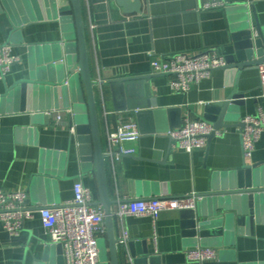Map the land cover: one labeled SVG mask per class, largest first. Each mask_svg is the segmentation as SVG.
I'll return each instance as SVG.
<instances>
[{"label": "crops", "instance_id": "crops-1", "mask_svg": "<svg viewBox=\"0 0 264 264\" xmlns=\"http://www.w3.org/2000/svg\"><path fill=\"white\" fill-rule=\"evenodd\" d=\"M128 2L133 4L132 0ZM139 2L141 12L137 13L125 12L117 0H81L103 150L107 133L119 123L133 120L139 126L135 111L115 109L128 97L119 94L117 86L112 90V81L146 76L147 96L155 101L156 108H180L182 120L202 118L206 104L226 99L235 88L244 97L232 119L223 120L227 125L207 138L204 148L188 152L174 145L167 132H153L141 133L136 142L123 143L134 148V154L119 160L106 156L109 193L116 202L113 211L119 202L131 198L220 190L244 163L264 162V129L252 154L245 157L239 126L240 118L256 114L258 108L264 115L258 64L216 68L183 92L171 89L168 75L152 73L151 68L152 60H167L175 53L193 56L206 50L237 62L236 44L243 38H234L236 29L232 26L239 19L231 20L225 8H201L203 0ZM24 3L21 0L28 20L15 30L7 12L0 11V45L10 43L12 53L19 57L0 79V189L24 191L31 217L24 219L18 235L9 234L0 220V264H67L63 249L60 254L46 234L40 209L72 199L76 180L91 190L94 202L98 200L97 182L92 171H81L77 141L69 131L71 115L65 113L58 121L54 112H45L73 104L67 82L55 88L19 84L11 96L1 95L5 86L18 80L37 78L43 73H62L68 78L70 73L65 60L66 41L54 16L57 0L55 7L52 3L36 7L30 0L29 7ZM250 19L264 28V0L252 1ZM73 41L69 39L68 43ZM56 54L61 57L56 58ZM260 194L254 195L251 207H245L246 213L235 210L232 203L229 209H221L216 197L198 199L202 214H220L221 220L225 213L230 214L231 228L219 236V245L213 246L218 254L214 259L198 262L187 258L186 250L195 246L196 239L183 234L185 217L180 210H163L155 218L114 216L115 235L118 238L126 231L127 242L134 241L136 257L143 256L144 247L147 255L158 256L153 264H264V198L261 200ZM240 205L242 209V202ZM119 258L121 264L132 259L127 243L119 245Z\"/></svg>", "mask_w": 264, "mask_h": 264}, {"label": "water", "instance_id": "water-1", "mask_svg": "<svg viewBox=\"0 0 264 264\" xmlns=\"http://www.w3.org/2000/svg\"><path fill=\"white\" fill-rule=\"evenodd\" d=\"M31 5L49 4L55 7V0H30ZM117 0L118 4L125 8V12L140 13L139 0ZM234 1V5L226 8L231 15V20H238L239 23L233 25L236 32L234 38H243L241 43L236 44L237 62L230 58L227 62V69L251 67L259 64L264 59V28L255 25L249 21L247 6L241 0ZM29 7V0H23ZM58 7L54 10V16L59 22L62 38L65 44V60L70 70L68 78H64L60 73L56 76H48L43 73L37 78L22 79L16 81L10 86H5L2 97L11 96V91L17 88L19 84H32L42 87H59L65 82L69 85L72 94L73 121L76 129V141L80 160L81 171L83 173L92 171L97 182L98 200L92 202L95 205H101L104 212L105 237L98 240L99 245V263L98 264H121L119 258L118 239L115 235L114 215L112 206L116 203L110 197L109 186L106 174L103 143L100 133L98 111L95 100L96 81L92 78L90 62L87 49V41L82 16L81 0H57ZM5 10L11 20L13 30L28 20L23 14L21 0H0V11ZM239 13V16L238 14ZM73 39V44L68 40ZM71 47L73 52L71 53ZM59 53V51H58ZM61 54H56L60 58ZM49 73V72H48ZM146 76H137L125 78L118 81H112L110 87L115 90L117 86L118 93L126 95L128 99L120 107L115 106L116 110L135 111V116L139 124L141 133L169 132L180 126L181 109L180 108H156L155 101L148 98V88ZM83 86V90L81 87ZM115 93V92H114ZM243 92L237 88L232 90L226 99L211 102L203 107L202 119L212 123L214 131L207 138L215 135V131L220 127L226 126L225 119H232L236 106L242 103ZM146 122V123H145ZM242 124L239 123V126ZM231 181L220 190L199 194L201 197H216L221 209H229L230 203L235 210L246 213V206L251 207L254 195L264 193V162H258L253 165L245 164L242 170L235 172ZM260 194L262 200L264 196ZM230 199V200H229ZM216 201V202H217ZM231 201V202H230ZM240 202H242V209ZM214 204V203H213ZM200 204H196L195 209L180 210L185 220L182 222L183 234L185 236L195 237V245L217 246L219 245V236L226 235L227 230L231 228L229 223L230 214L225 213L224 220L222 215H205L200 212ZM250 213H252L250 208ZM221 221H224L223 225ZM57 250L62 254L60 244H55ZM134 241L127 242V248L132 257L126 261V264H153L158 256L147 255V249L144 247L143 256L136 257L134 252Z\"/></svg>", "mask_w": 264, "mask_h": 264}, {"label": "built area", "instance_id": "built-area-1", "mask_svg": "<svg viewBox=\"0 0 264 264\" xmlns=\"http://www.w3.org/2000/svg\"><path fill=\"white\" fill-rule=\"evenodd\" d=\"M253 0H241L247 6L250 19V7ZM234 5L230 0H203L201 8H228ZM19 60L12 53V45H0V79L10 71L11 66ZM227 60L214 50H206L197 55L175 53L167 60H152V73L168 75L171 89L187 91L189 87L203 78H207L216 68H225ZM260 79V96H264V59L257 65ZM47 114L55 113L56 120H61L65 113L72 117L69 126L71 134L76 135L73 121L72 106L62 110L45 111ZM240 135L245 157H249L264 129V115L261 108L254 115H245L240 118ZM214 131L212 123L202 118L185 117L180 126L167 132L174 145L192 152L194 149L204 148L207 136ZM218 132L215 131V134ZM141 132L137 123L128 120L119 123L113 130H109L106 138V156L119 160L123 155H132L135 149L123 145L125 142H136ZM201 196L192 192L185 195L131 198L119 202L113 215L122 219L129 215H149L153 218L163 210L195 209ZM91 190L81 180L73 184V197L59 205L42 207L40 216L42 225L52 244H60L67 264H98V240L105 236L104 212L101 205L92 203ZM27 194L24 191H3L0 189V220L5 230L11 235H18L23 228L24 219L31 217ZM118 245L127 243L128 234L122 231L117 238ZM217 250L213 246L196 244L186 250L189 260L203 262L217 258Z\"/></svg>", "mask_w": 264, "mask_h": 264}]
</instances>
